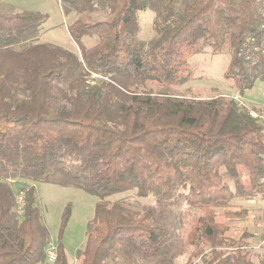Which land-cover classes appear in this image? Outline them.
Masks as SVG:
<instances>
[{"label": "trees", "instance_id": "1", "mask_svg": "<svg viewBox=\"0 0 264 264\" xmlns=\"http://www.w3.org/2000/svg\"><path fill=\"white\" fill-rule=\"evenodd\" d=\"M61 4L66 12H111L106 20L67 26L79 57L34 42L46 15L0 10V264H69L62 236L70 208L61 217L55 261L48 263L50 232L28 182L99 198L78 264H133L116 256L122 249L157 251L166 240L156 208L134 211L123 200H106L114 194L135 190L158 201L181 194L190 207L221 208L264 190L263 122L218 96L188 100L140 90L147 82L185 84L187 56L204 48L228 51L223 77L239 93L264 82L262 0ZM145 10L154 12V36L140 41L137 14ZM93 36L98 41L85 47L82 39ZM20 190L22 213L15 202ZM197 230L196 245L208 244L203 264H257L241 245L221 237L212 214L200 218Z\"/></svg>", "mask_w": 264, "mask_h": 264}, {"label": "rangeland", "instance_id": "2", "mask_svg": "<svg viewBox=\"0 0 264 264\" xmlns=\"http://www.w3.org/2000/svg\"><path fill=\"white\" fill-rule=\"evenodd\" d=\"M263 10H264V0ZM0 10L6 12H37L46 15L41 31L35 43H48L80 56L79 47L71 40L67 26L81 19L93 23L111 17L107 9L91 13H77L75 10L65 11L61 0H1ZM137 39L147 41L154 36V12L140 11L137 14ZM98 41L97 36L84 37L85 47H91ZM190 66V77L185 84L171 88L158 83L147 82L140 90L153 94L167 92L175 98L203 100L221 97L225 101H233L247 112L261 114L264 112V82L256 81L254 86L243 94L233 86L230 80L223 77L229 62L228 51L214 54L211 49L204 48L201 53L187 56ZM168 90V91H167ZM56 95V93H55ZM242 182L250 189L247 177L242 175ZM35 185L38 192V206L43 221L51 238L50 246H55L61 217L66 207L70 208V216L66 223L62 242L65 246L69 264H78V251L84 248L88 223L94 217V209L99 198L81 189L65 187L51 183H26ZM233 189V182H228ZM264 189V187H263ZM183 193V192H182ZM114 202L123 200L127 206L140 211L144 207H154L159 212L158 220L163 224L168 235L157 251L137 253L122 249L116 261L121 263L127 257L133 258V264H203L202 254L209 253L208 244L196 245L199 235L200 218L212 214L214 222L222 232L223 239L234 245H241L249 257L261 264L264 257V190L251 192L245 196L234 197L226 207H190L183 200V195L167 201H158L153 195L139 197L135 190L107 197ZM42 264V263H40Z\"/></svg>", "mask_w": 264, "mask_h": 264}, {"label": "built area", "instance_id": "3", "mask_svg": "<svg viewBox=\"0 0 264 264\" xmlns=\"http://www.w3.org/2000/svg\"><path fill=\"white\" fill-rule=\"evenodd\" d=\"M248 113L251 117L258 119L259 121L264 123V112H262L261 114H257L255 112H248ZM15 202H16L18 212L22 213L23 208H24V192L23 191L20 190L16 193ZM55 258H56L55 246H50L47 249L46 261L48 263H53L55 261Z\"/></svg>", "mask_w": 264, "mask_h": 264}]
</instances>
